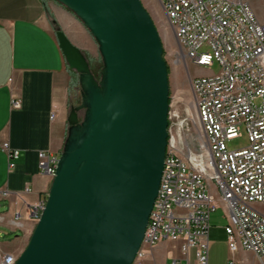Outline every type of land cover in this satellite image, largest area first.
Returning a JSON list of instances; mask_svg holds the SVG:
<instances>
[{"label":"water","instance_id":"1","mask_svg":"<svg viewBox=\"0 0 264 264\" xmlns=\"http://www.w3.org/2000/svg\"><path fill=\"white\" fill-rule=\"evenodd\" d=\"M55 1L89 31L103 68L96 79L83 52L65 32L56 33L69 68L79 74L82 104L70 109L50 193L16 264H133L168 146L163 42L141 0Z\"/></svg>","mask_w":264,"mask_h":264},{"label":"built area","instance_id":"2","mask_svg":"<svg viewBox=\"0 0 264 264\" xmlns=\"http://www.w3.org/2000/svg\"><path fill=\"white\" fill-rule=\"evenodd\" d=\"M158 1L174 31L178 54L199 68L218 64L219 72L191 79L204 139L198 151L179 147V136L171 129L178 116L170 105L160 188L133 264H143L148 252L163 242L177 246L178 255H171L169 264H209L210 220L220 208L227 220L228 264H239L234 256L240 250L264 260V214L254 207L264 206V21L250 0ZM55 117L53 113L51 119ZM244 137L245 146L230 148ZM2 151L15 169L20 151L9 142ZM57 161L40 152V171L54 178ZM44 206H32L30 218L38 222ZM17 259L6 256L2 264H16Z\"/></svg>","mask_w":264,"mask_h":264},{"label":"crops","instance_id":"3","mask_svg":"<svg viewBox=\"0 0 264 264\" xmlns=\"http://www.w3.org/2000/svg\"><path fill=\"white\" fill-rule=\"evenodd\" d=\"M52 17L73 44L76 35L90 42L82 22L55 0H0V264L6 256L19 258L25 251L37 225L30 208L45 202L50 193L53 178L40 171L39 153L59 158L67 139L74 75ZM15 101L18 108L13 107ZM5 142L20 151L15 169L9 168L2 151ZM171 255H178L177 246L163 242L148 252L143 264H169ZM213 257L209 264H228V243ZM234 258L239 264H264L244 250Z\"/></svg>","mask_w":264,"mask_h":264},{"label":"rangeland","instance_id":"4","mask_svg":"<svg viewBox=\"0 0 264 264\" xmlns=\"http://www.w3.org/2000/svg\"><path fill=\"white\" fill-rule=\"evenodd\" d=\"M141 1L153 18L159 31L164 46V58L169 67L170 105L172 112L178 116L177 118H173L171 121L172 133L179 136L178 142L181 149L183 148L186 151L188 146L191 149L198 151L204 139L197 120L196 109L193 104L191 79L195 77L207 76L211 73L217 74L219 72V66L218 64H215L211 68H199L191 62H186V60L178 54L180 51L178 42L175 38L174 31L170 26L164 11L162 10L160 2L158 0ZM250 3L255 9L260 20L264 21V0H250ZM76 36L77 38L74 39L78 46L74 45L83 52L90 65L92 73L96 79L99 80L100 72L103 68V61L96 41L91 34L90 36L92 41L90 40L89 43L81 36ZM72 71L74 75L73 80L75 79L76 83L72 87L70 109L72 107H78L82 104V90L79 83V74L74 70ZM84 113V110L79 112L81 120L84 117ZM181 141L184 143H181ZM246 144L247 141L244 137L232 141L230 143V148L237 149L245 146ZM209 187L212 191L214 190L211 185H209ZM257 210L264 214V206L258 205ZM211 225L212 229L209 240L211 244L210 248L212 247L210 255V261L212 262L214 260V252H218L219 247L223 246L224 243H227V236L224 230L227 225V220L224 217L223 208H220L216 213L212 214ZM215 259L218 262V257Z\"/></svg>","mask_w":264,"mask_h":264},{"label":"trees","instance_id":"5","mask_svg":"<svg viewBox=\"0 0 264 264\" xmlns=\"http://www.w3.org/2000/svg\"><path fill=\"white\" fill-rule=\"evenodd\" d=\"M52 24H53V27H54V29H55L56 32L61 31V29H60L58 23L56 22V20H55L53 17H52ZM73 77H74V76H73ZM75 83H76V80L74 79V80H73V86H74Z\"/></svg>","mask_w":264,"mask_h":264},{"label":"bare ground","instance_id":"6","mask_svg":"<svg viewBox=\"0 0 264 264\" xmlns=\"http://www.w3.org/2000/svg\"><path fill=\"white\" fill-rule=\"evenodd\" d=\"M193 119V118H192ZM185 123V122H184ZM187 125V124H186ZM181 127V126H180ZM187 127V126H186ZM189 129V128H188ZM180 134V133H179ZM186 134V133H185ZM182 135V134H181ZM186 142V141H185ZM181 143H184L183 141H181Z\"/></svg>","mask_w":264,"mask_h":264}]
</instances>
